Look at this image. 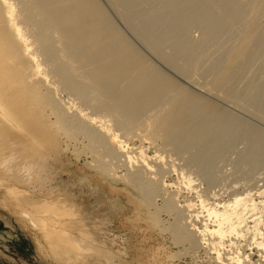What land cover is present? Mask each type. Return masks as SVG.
Instances as JSON below:
<instances>
[{
	"label": "bare ground",
	"instance_id": "6f19581e",
	"mask_svg": "<svg viewBox=\"0 0 264 264\" xmlns=\"http://www.w3.org/2000/svg\"><path fill=\"white\" fill-rule=\"evenodd\" d=\"M125 1L126 3H131L130 0L128 2L127 0ZM139 1L136 0L134 2L139 3ZM203 1L201 5H204L205 1L207 3L210 0ZM124 2L122 0H110L109 3L115 6L113 8L116 11L118 9L117 5L127 6L124 5L126 4ZM176 2L168 3L167 7L171 8V4L174 3V6ZM195 3L186 10H193L194 7L190 8L194 5L197 8L196 6L199 5ZM212 4H214V1L209 6H212ZM70 5V0H0V211L2 214H7L9 217L14 218L22 227L21 229L27 232L32 242L36 244L39 255L47 264H110L114 262H118L119 264H139V260L136 263H133L132 260L128 261L126 257L129 251L126 245L120 242L121 247L114 249L105 245L101 237H99L102 232L104 233L102 237L108 242L115 243L116 239H123L124 236L116 238L107 234L108 231H111V218L113 220L114 212L110 211V215L112 213L113 215L107 219V223L89 221L91 217H83L84 212L82 208L89 207L88 204H91L89 197L85 195V191L81 190L78 192L73 188L71 189L70 185L74 183L64 184V180L60 176L54 181L50 180L55 174L54 169L52 168L51 170L50 163L52 161L64 160L68 165L72 163V159L67 156L65 147L59 141L58 134L62 133V136L65 135L67 138L73 137L74 139L79 134H83L86 136V139H89L91 147H93V142L103 143L109 147L108 151L111 155L124 156L125 163L130 170L125 177V181L130 186L132 192H138L135 195L136 197L142 202L146 199L145 201L148 200L150 203V195L147 193H150L151 190L147 192V188L144 186L145 182L138 179L135 180V178L148 170L156 169V166L159 165L158 163L163 159L160 158L158 160V156L152 157L142 146L138 150L136 147V150L129 151V143L121 139L123 133L121 135L120 131V133L117 132L118 130L115 131L116 126L114 122L116 118H118L117 121L123 128L121 130L130 131L131 129L132 131L140 122H145L139 121L137 124L136 122L139 117L145 116L146 113L149 116L151 115L152 118L150 119L145 116L150 121L147 125L145 123L144 126L142 123V126L146 128L145 130L143 129L145 133L144 137L148 138L149 141H155V139L160 137L164 141L161 138L162 136L167 138L165 141L172 149L184 150L186 155L189 152L188 155H190V159L195 164L204 165V169L202 167V170L205 172L203 171L204 173H202L206 174L205 176L209 178L205 177L204 180H209V182L210 179L213 180L214 178L210 174L215 171H211L212 165L214 164L215 166L217 159L220 158L224 150L227 149L229 151L231 149L228 146L232 145V141H235L232 138L239 133L244 135V137L241 135L244 140L247 139L249 141V145L246 142L247 140L245 141L248 148L246 159L243 160L245 164L247 162L250 164L252 160L257 161V158L261 156L264 157L262 155L264 153V131L256 126L249 125V123H244L247 120L242 119L244 120L242 122L239 120V116L238 119L226 111L221 110L219 112L215 106L206 102L205 96L203 97L194 90H191L184 110L180 109V106L176 105V99L179 97L178 93L180 92L175 93L177 96L170 93L175 86L176 80L163 70H156L150 73L151 71L145 69L150 74L148 76L145 75L146 77L142 75L145 74L142 69L146 67L141 68V65L146 63L143 61V57L136 51L130 40L115 29L111 19L109 22L104 20V15L99 9L102 7L97 5L96 0L81 1L84 13L88 15L87 19L82 21L83 23L78 21L72 22L71 18L74 15L69 14ZM133 5L136 7V4L133 3ZM202 8L205 7H201V10ZM255 8L256 5L253 7L256 11L257 8ZM220 9L222 8L220 7ZM194 10L193 14L196 15ZM187 11L185 12L187 13ZM197 11H200V7ZM255 11L253 14L254 18L257 12ZM262 11L259 14L257 12V16L262 14ZM199 13L202 14L203 11ZM204 13L207 15L208 10L204 9ZM204 13L198 15V17L205 16ZM118 14H120L124 24L127 21L129 23V18H132L134 15L132 11L127 12L126 15L120 12ZM179 14H176V17L178 15L177 18L181 21L182 17ZM193 14L191 12V14H188L189 16L187 15L188 21L192 20V18L195 20L197 16L190 19V15L192 16ZM262 16L260 15V17ZM230 17V19H233L237 23L231 15ZM260 17H257L259 22L264 20L262 19L264 17ZM127 18L128 20L125 21ZM254 18L247 21L241 37L239 36L238 38L239 40L234 41L235 44L233 42V45L229 46L232 48H229L224 54L222 53L223 56L225 55V57L222 56L225 59V63L222 71L218 72L216 79L218 80L220 89L230 86L229 83H232V80L235 79L234 77L240 71L239 67L244 66L248 59L251 58H249L250 47L256 46L257 39L263 35L261 32L264 31V23L254 22L256 19ZM147 19L151 22V19L155 20L156 18L150 19L149 17ZM198 19L200 20V18ZM227 19L228 25L232 20L229 21ZM174 21L179 22V20ZM170 22L177 29H174L175 31L172 30V24L171 30H169L170 25H168L169 29L165 26L168 30L167 33H170V35L173 31L175 34L177 33L176 31L184 30V28L187 30L192 24V22L190 23L185 20L190 25H187V27L184 22V27L181 26L183 22L180 25H177L178 23H174L172 20ZM143 23L145 24L146 22ZM230 23L229 25H232ZM151 24L153 25V23ZM137 25L131 24L132 33L134 32L136 36L138 35L137 37L159 59L174 67V58L177 55L183 54V49L185 48L169 45L173 51L171 54L165 55L156 46L155 40L151 39L149 33H147L151 28L149 27L148 31L144 33L137 32L141 31L139 29L136 30ZM178 27L181 28L179 29ZM99 29L104 32L105 39L95 35ZM167 33H164L163 36L161 35L164 40L170 39V35ZM181 33L185 34L182 31ZM161 36L158 37L162 38ZM170 40L174 41V39ZM187 43H189L188 39L184 38L182 44H186L189 47L192 46L190 43ZM52 63L55 64V68H52ZM121 63H125L128 67L130 64L133 65L138 70L137 77L140 78L142 75L144 79L142 77L140 79H143V81L135 77L133 82L121 88L120 82L112 78L113 73ZM50 65L51 71L48 68ZM139 73L142 74L140 75ZM56 82L67 85L71 97L73 92L77 96L80 95L84 98V104L91 102L93 105L88 106H92L94 113L88 112L83 106L80 107L76 103L77 101L75 100L76 102H74L73 99L72 101L67 100V103H63V101L59 102L60 100H56L57 102L54 100L52 103L49 102L48 96H51V94L57 95V92L52 91L55 90ZM187 83L191 84L190 81H187ZM228 84L229 86L226 87ZM191 85L197 88L193 84ZM49 86H54V88L48 90L47 88L50 89ZM176 89L181 90L178 87ZM169 93L172 96H169ZM48 113L49 116L54 117L52 118L53 120L49 118ZM143 119L145 120V118ZM84 123H91L93 126H89L94 128L85 126ZM179 130L181 132L175 134ZM217 130L219 131V135L216 132ZM140 131L143 132L142 129ZM135 132L132 131L131 134H135ZM215 136L216 138H214ZM209 137L214 139L209 140ZM251 142L252 145L250 144ZM171 148L168 149L171 150ZM257 149L258 151H256ZM176 150L173 152L178 153ZM179 152L181 153V151ZM242 154L244 156V153ZM252 156L254 158H250ZM190 159L188 161L191 162ZM243 161L241 162L242 164ZM90 163L100 175H103L107 179H112L111 170L113 167L108 166L105 161L102 160L101 163L93 164L90 161ZM158 168L163 169L161 166ZM81 171L87 173L85 169ZM77 175L75 170L71 171V176L76 182L79 180L77 179ZM185 177H187L186 181ZM84 178L87 182L90 181L89 174ZM188 178V175H183L185 183L189 186L190 182ZM262 178H264L263 175ZM162 182L166 186L165 180H162ZM212 182L215 183L216 180ZM154 185L156 186L155 183ZM248 190H245V192H238L239 190L236 192L235 190L236 193L233 196L230 195L229 199H219L216 196L211 202H207L208 199L200 196V206L203 208L201 210H198L196 203L190 200L185 201L183 205H178L177 198L175 197L176 194L172 195L171 199L167 202L165 201L168 204L167 206L163 205L167 208L162 207V209H168V211L166 210L167 212L169 210L177 212L179 220L178 222L176 221L177 217L175 220L173 219L177 222L176 224L173 221L177 226L174 224L173 227L176 229L174 231L178 233L177 231L182 230L188 234L189 247H195L196 249V247L198 248L208 243L211 246V252L214 253L211 256L212 261L218 263L226 261L228 264H246L249 258L246 256L247 259H243L241 251L238 249L228 252L225 248L227 252L222 253L220 248L236 246L238 240L249 237L250 244L257 247L258 250L264 249V185L259 186L255 191ZM143 191H146L145 197L139 196L140 193H144ZM218 191L216 190L215 194ZM123 203L121 200L115 199L109 208L117 211L122 208ZM133 205L136 208L140 206L139 203ZM179 206L185 210H189L187 216H184ZM198 220H201V226L196 225ZM187 222L188 225L184 226L183 223L187 224ZM95 232L96 235H94ZM179 241L180 239L177 242ZM204 247L206 248V245ZM262 256L264 261V253Z\"/></svg>",
	"mask_w": 264,
	"mask_h": 264
},
{
	"label": "rangeland",
	"instance_id": "374dc122",
	"mask_svg": "<svg viewBox=\"0 0 264 264\" xmlns=\"http://www.w3.org/2000/svg\"><path fill=\"white\" fill-rule=\"evenodd\" d=\"M81 1L83 0H70L71 5L69 7V14L74 15V17L71 18L73 20L72 22L78 21L80 23H83L82 21H85L88 17V15L84 13V10L81 6ZM108 1L110 2V0ZM108 1L107 0H96V3L97 5L102 7L99 9L102 11L104 15V20L106 22H109L111 19L115 29H117L119 32L125 35L130 40V42L133 44V46L136 48V51H138V53H140L141 56L143 57V61H145L146 63L144 62L145 64L143 63L144 65H141V68H144L146 66L144 69H142L144 70L145 74H142L143 72L139 74L148 76V74L152 73L153 71L163 70L166 73H168L170 77L174 78V80H176L175 86L173 87L174 90L172 89L173 91L171 90L172 92L170 91V93L175 95V93H177L178 91L180 92L178 93L179 97L178 98L176 97L177 98L176 105L177 106L179 105L180 109L184 110L187 100L189 99V96L191 94V90H194L195 92L199 93L203 97L205 96L206 102H209L210 104L215 106L219 112L223 110L224 112L226 111L227 113L231 115L233 114V116L236 118H238L239 116L240 119L239 118L238 119L241 120L242 122L244 120H247V122L244 121V123L246 124L249 123V125L256 126L264 131V117H263L264 116V113H263V109H264L263 107L264 105V31L261 32V34L263 33V35H261V38H259L260 40L257 39L258 40L257 45L250 47L251 51H250L249 58L250 57L251 58L248 59L247 63L244 66L239 67V70H240L239 73L236 74V76L234 77L235 79L232 80V83H229L231 87L229 86V84L226 86V87L229 86L230 89H228L229 87L228 88L224 87L220 89L218 85V80H216L218 72L220 73L222 71L223 65L225 63V59L222 58L223 54L229 50L230 48L229 46H232L234 41L239 40L238 38L239 36L241 37V33L243 32L244 26H246L245 24L247 23V21L254 18L253 14L255 10L253 9V7L255 5L257 8L255 9L258 12V14L261 13V11L264 9V8H261V7H264V0H251V1L250 0H217L216 2L215 0H212L214 1V4H212V6H209V4L211 5V2H212L211 0L208 1L207 3L205 1L206 4L204 3V5H201L203 0H180V1L171 0V2L170 0H144V2L143 0L142 1L138 0L139 3L138 2L137 3L140 5L134 2L136 0H130L131 3L128 2L129 0H127L128 3L122 0L124 3H126L124 5H127L128 7L117 5L118 9L116 11L113 8L115 6L111 5L112 3L110 4ZM173 1L175 2L177 1L175 5L173 6L174 4L173 3L171 4L172 5L171 8L167 7V4L172 3ZM252 1H253V4H252ZM132 2L136 4V7H134L135 5H133ZM194 3L196 5H199V6H196L198 9L200 7V11H197L198 9L195 8V5L190 8L192 9L194 7V9H197V10L193 9L194 13L196 12V15L193 14V10H188V11L186 10ZM219 6L222 9H220ZM201 7H205V8H202L201 10ZM204 9L208 10L207 15L204 13ZM129 11H132L134 15L132 18H129L130 20L129 23L127 21L128 18L125 20L127 21L128 24L126 22L124 24V21H122V18L120 17V14L118 13L120 12L126 15L127 12ZM185 11H187V13L190 11L188 14H191L192 12L193 15L192 16L190 15V19L192 17H196V16L198 17V15L201 14L199 12H202V11L205 16H199L198 18H200V20L196 17L195 20L194 18H192V20L188 21L189 20V18L187 17L188 14ZM263 11H262V14H260V15H263L262 17H264ZM181 12H185V13H181ZM257 12L255 13L256 19L254 18L255 19L254 22H259L257 17H260V15L257 16ZM162 13H163V16H162ZM178 13H180L179 15H181L182 17L180 18L184 21L182 20L180 21V19L177 18L178 15L176 17V14ZM182 15L183 16L186 15V16L183 17ZM228 15L229 17L231 15L232 18H234V20H236L237 23H235L233 19H230L231 17L230 18L227 17ZM224 16L229 19L225 18ZM149 17L150 19L151 18H154V19L156 18V19L155 20L151 19V22H149L150 20L147 19ZM226 19L229 21L232 20L233 23L229 22L232 25H229L228 23L230 27L227 25ZM142 20H144L143 22H146V23L144 24ZM171 20L174 23H178L177 25H180L183 22L181 26H184L185 23H186L185 26L190 25L189 23L187 24V22L191 23L193 20L195 22L193 21L194 24L192 22L191 24L192 26L190 25L189 29L186 28L187 30H185L184 28L185 31L183 29L181 30L183 33L185 32V34H182L181 31L179 30L181 27L180 28L178 27L179 31H176L177 33L174 34L173 33L175 31L174 29H176L174 27L176 26L170 22ZM174 20H179V22L178 21L175 22ZM185 20L187 22H185ZM263 21L264 20H261L259 23L262 22L263 24L264 23ZM151 23H153V25ZM131 24L133 25L138 24L137 25L138 27L136 26V30L139 29L141 31H137V32H143V33L147 32L150 27L151 30L149 29L147 33H149V36L151 39L155 40L156 46H158L159 49L165 55L171 54V52L173 51L171 50V48L173 47L172 45L185 48L183 49L184 50L183 54L177 55L176 58H174L175 59L174 67L166 64L163 60L159 59V57L156 56L150 49H148L147 46L142 42V40L137 37L138 35L136 36L134 32L132 33ZM171 24L173 25L172 30H174L173 32L171 31L173 33V37H172V33L171 35L170 33H167L168 32L167 29H169L170 27L169 30H171L172 28ZM168 25L170 26L168 27ZM165 26L167 27V29ZM263 30H264V25H263ZM160 32H162V34H160ZM164 33H167L168 35H170L169 36L170 39H174V41L170 39L168 40L165 39L166 40L165 41L164 38L162 37ZM95 35L99 38L105 39L104 38L105 34L104 32H102L101 29L96 31ZM158 36H161L164 41L162 40V38ZM174 36H177V37H174ZM236 36H237V39L235 40ZM184 38L188 39L189 43L192 45L191 47L187 46L186 44H182V41L184 40ZM169 45H171L172 47H169ZM224 48L226 49V51ZM223 57H225V55ZM50 67L51 65L48 67L49 70H50ZM52 68H55V64L53 63H52ZM145 69H148V71H151V72L147 73L148 71H145ZM137 72L138 70L135 69L133 65L130 64V66L128 67L127 65H125V63H121L119 67H117L116 71L113 73L112 78L117 79L120 82V85L122 88L123 86L125 87L127 84L133 82L134 78L137 77ZM139 74L138 76H140ZM142 75L140 76V78L142 77L144 79ZM143 79H140V80L143 81ZM187 81H190L191 84H193V86H196L197 88L192 87V85L188 84ZM55 86H56L55 90H52L54 86L52 87L49 86L50 89L47 88L48 90L57 92V95L51 94V96H48L49 102L52 103L54 102V100L55 102H57L56 100H60L59 102L63 101V103L64 102L67 103V100L72 101L73 99L74 102L77 101L76 103L80 105V107L83 106L84 108H86L88 112L91 111L92 113H94L92 106L91 107L88 106V105H93V104H91V102H88V101H87L88 103L84 104L83 103L84 98L81 97L80 95L77 96L76 93H73V92H72V97H71V94L68 91L69 87L67 85L65 84L63 85V83L59 84L56 82ZM177 87L179 89L181 88L182 91L176 89ZM64 89H66L67 91ZM172 94H170L169 96H172ZM175 96H177V94ZM81 99H82V102H81ZM48 116H49V113H48ZM145 116L149 117V119L152 118V116L147 115V113ZM145 116L138 118L136 122L137 124L139 121H145V122H140L138 125L140 126L139 128L136 125V128L132 130L134 132L136 130L135 134L133 133L131 134L132 132L131 129L130 131L125 130V129L121 130L123 128L118 123L117 121L118 118H116L117 122L114 120L115 121L114 124L116 126L115 131L118 130L117 132L118 133L121 132L120 133L121 135L123 133L122 135L123 137L121 139L129 143L130 148H131V149L130 148L128 149L129 151H133L136 147L138 150L140 146H142L148 151V154L151 155L152 157L158 156V160L160 158L163 159L158 163L159 165L156 166V169L148 170L145 173L143 172L144 174L139 175L138 177L135 178V180L138 179V180H142L143 182H145L144 186L145 188H147V192L151 190L150 193L149 192L147 193L148 195H150L149 197L151 200L150 203L148 202V200L145 201L146 199H144L142 202L138 197H136L135 195H137L138 192L136 191L132 192L130 186L125 181V177L127 173L130 172V170L127 164L125 163L124 156L111 155L110 152L108 151L109 147L103 143L93 142V147H91L89 139L88 138L86 139L85 138L86 136H84L83 134H79L78 137H76L75 139L73 137L67 138L65 135L62 136V133L58 134L59 141L61 142V145L65 147L67 156L70 157V159H72L71 161L72 163L71 165H68L64 162V160L52 161L50 163L51 170L53 168L55 171V174L54 176L51 177L50 180L54 181L60 176V178L64 180L63 181L64 184L74 183L73 185L75 187L73 185H70L71 189L73 188L74 190L78 192L81 190L85 191V195L86 197H89V201L91 204H88L89 207L82 208L84 212L83 217H91V220L89 221H93V222L102 221V222L107 223V219L109 217H112L113 215V213L110 215V211L114 212L113 220L111 218V227H110L111 231H108L107 234L109 236L112 235L116 238L124 236L123 239L122 240L116 239L117 241L115 243H111L102 237V234H104L102 232L100 234L101 236L99 237H101L105 245H107L108 247L114 248V249H119L121 247L120 242L126 245L129 251L127 254L128 256L126 257L128 258V261L132 260L133 263H136L139 260V264H228L226 261L225 262L222 261L219 263L212 261L211 256H213L214 253L211 252L212 251L210 250L211 246L208 243L205 244L206 248L204 247L205 245L200 246L198 248L196 247V249L195 247H191V246L189 247L190 244L188 243L189 242L188 234L185 233V231L183 232L182 230L177 231L178 233L174 231L176 230L173 227L175 224L174 222L176 221L178 222L179 220L178 218L179 216L176 214L177 212H175V210H173V212L169 210L170 212L169 214V212H167L168 209H166L167 210L166 211L165 209H162V207L167 208L166 206L168 203L166 202L171 199L172 195L174 196L176 194L177 195L175 197L177 198L176 201H178V205H183L185 201L190 200L196 203V207L198 210H201L203 208H201L200 206V200H199L200 196L204 199H208L207 202H211L212 199L214 200V197L216 198V196H218L217 198L219 199H229L238 190H239L238 192H241V191L245 192V190L247 191L248 189H249L248 191H255L256 188H258L261 185L262 186L264 185V178H262V175L264 177V174H263L264 165H262V163H264V157L260 155L261 159L257 158L258 160L260 159L261 163H259L260 161L258 162V160L257 161L252 160L253 163L254 161L255 163L256 162L257 163L253 164L252 162H250L249 164V162H247L249 165L247 163L245 164V161L243 160L246 159V155H247L246 153L248 151L246 142L249 145V141L247 139L244 140L243 139L244 135L239 133L235 135L234 138H232V140L235 139V141L234 140L232 141L231 143L232 145L230 144L231 146H228L232 150L230 148H228L230 149L229 151H227V149L224 150L222 154L220 155V158H218L219 160L217 159L216 161L217 163L215 162L216 163L215 166L214 164L212 165L213 167L211 171L213 170L215 171L214 173H210V174H212V176L215 179L214 178L213 180L210 179V182H209V180L208 181L204 180L206 177L205 176L206 174H203L205 171L202 170V167L204 169V165L200 166V165L195 164L192 161V159H190L189 157L190 155H188L189 152L187 153L188 155L187 156L184 150H176L174 148L172 149L171 146H168L169 144L165 141V139H167L165 137L161 136V138H163L165 142L162 141L160 137L155 139V141L153 140L149 141L148 138L144 137L145 133L143 129L144 130L146 129L144 126L147 125L148 122H150L148 121L149 119L146 118ZM49 118L53 120L52 118L54 117L49 116ZM142 118H145V120L144 119L142 120ZM142 123L143 125L145 123L146 124L142 126ZM84 125L85 126L87 125L88 127L92 129L94 128V127H91L93 126L91 123H87V124L84 123ZM140 129H142L143 132H141ZM180 132L181 130L176 131L175 134H179ZM216 132H218V135H219V131L217 130ZM141 133L143 134V137ZM216 136L214 138H216ZM238 136L240 139L242 137L241 141L238 138ZM208 139L213 140L212 137H209ZM151 141H153V143L150 144ZM233 142L236 144H234ZM86 144H89V145H86ZM250 144L252 145V142ZM168 148H171L172 151ZM174 150H176V152L178 153L173 152ZM179 151H181V153ZM256 151H258V149ZM242 153H244V156ZM74 154L76 155L74 156ZM177 154H180V155H177ZM262 155H264V153ZM250 158H254V157L252 156ZM188 159H190L191 162L188 161ZM102 160L105 161L108 164V166L113 167L111 170L112 179H107L103 175H100L90 163V161L92 162V164L101 163ZM242 161L244 165L241 163ZM160 163H162L163 165L162 164L160 165ZM258 163L260 166L258 165ZM160 166L163 169L158 168ZM196 166H200V167H196ZM251 167H252V170H251ZM255 167L257 168L254 169ZM198 168L199 169L201 168L200 170L202 171H200ZM82 169H85L87 173L85 171H81ZM157 169L159 171L161 170V172H159ZM72 170H75L76 174H78L77 176L81 177V178L77 177V179H79L77 180V182L71 176ZM180 171L181 173H183L184 176L188 175L189 177L188 179L190 182L189 186L187 185V183H185V181L187 180V177H185V181H184L183 175H181ZM88 174L90 175L89 182H87V180L84 178L88 176ZM162 180L163 181L165 180L166 186L164 185V182H162ZM215 180L216 182L213 183L212 181H215ZM159 181L161 182L159 183ZM211 182L212 184H210ZM154 183L158 187H156ZM164 186L165 188L162 189ZM253 187L255 188L253 189ZM233 189H234V192H233ZM216 190L217 191L219 190L217 194L219 193L220 195L215 194ZM143 192L144 193H140L139 196L145 197L144 194L146 191H143ZM203 193L204 195H202ZM115 199H118L124 202L121 209L116 208L118 209L117 211L109 208V206L112 205V202ZM136 203L140 204V206L137 208L133 205ZM163 204L166 206H164ZM179 209L180 210L182 209L181 211L183 212L184 216L185 215L187 216V214L189 213V210H185L181 206H179ZM158 212H159L160 217L158 216ZM203 214H205V212H203ZM176 217L178 219L174 221ZM201 223H202L201 220H198L196 225L201 226L202 225ZM183 225L184 226L188 225V222L187 224L183 223ZM21 228L22 227L17 223V221L14 218L9 217L7 214H2V212L0 211V264H47V262H45L43 258L39 255L36 244L32 242L27 232ZM96 232L94 233V235H96ZM180 235H183V236H180ZM248 238L249 237L238 240L236 246H233V247L225 246L224 248L221 246L223 249L222 248L220 249L222 253H225L227 251L232 252L238 249L239 251H241L243 259L245 258L247 259V257L249 258L247 259L249 260L248 261L249 263L246 262V264H250V263L251 264H264L263 256H262L264 253V249L258 250L257 247L250 244L251 243L250 238L249 240ZM179 239L180 241L177 242ZM190 248L193 250H191ZM225 248L227 249V251ZM110 264H119V263L114 262ZM122 264H128V263H122Z\"/></svg>",
	"mask_w": 264,
	"mask_h": 264
}]
</instances>
